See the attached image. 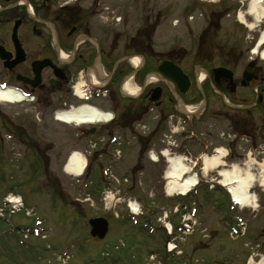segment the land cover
Here are the masks:
<instances>
[{"label": "rangeland", "instance_id": "374dc122", "mask_svg": "<svg viewBox=\"0 0 264 264\" xmlns=\"http://www.w3.org/2000/svg\"><path fill=\"white\" fill-rule=\"evenodd\" d=\"M250 1L107 0V31H110L114 42L119 32L132 31V27L135 32L138 24L145 25L149 17H158L160 24L154 36L158 51L166 53L168 45H172L175 50L178 46L186 45L192 48L193 54H197L198 49L202 48L199 53L203 54L217 47L229 49L239 46L245 52L242 62H246L253 58L252 51L264 32V19L261 23H256L247 15ZM121 18L123 23L120 24L117 21ZM126 23L129 27H125ZM200 38L202 40L199 43ZM123 39L117 40L119 48L114 53L117 55L115 57L121 56ZM257 61L261 62L258 58ZM92 104L99 108L103 106L100 105L102 102ZM53 105L55 107V102L50 107ZM5 109L7 117L3 116V119L7 125L15 126L17 132L26 134L29 139L28 144H19L18 139L15 142L5 140L0 145L1 152L10 151L13 161H24L25 153L28 159L25 160V170L21 169L23 162L15 165L16 160L14 163L0 161V171L4 172V180L0 179V206L2 197L9 199L10 195L21 196L25 206L27 205L25 209L33 210L36 216L39 215L44 220L46 238L26 240V245H31L32 248L25 251L18 240L23 239L20 230L32 228L35 224L36 217L32 212H28V217L26 210H22L12 218L11 225L0 220V235L10 232L12 228L18 229L12 237L0 238V252L6 253L0 264H20L23 257L26 264H61L58 255L63 251H69L70 260H66L67 264L69 261L70 264H165L164 261L166 264H264V186H261L264 156L257 154L259 150L253 153L251 160H243L238 156L243 154L244 148H248L249 142L246 140L249 136L259 144L257 133L247 134L244 140L238 142V150L242 151H237L233 159L223 158L218 169L209 170L208 176L203 179L200 177L199 195L192 196V201L176 200L167 197L169 180L166 175L170 165L161 152L165 153V150L176 146L174 132L178 131L180 125L170 120L171 114L164 118L150 114L139 121L138 115L131 113L130 116L135 120L133 126L136 128V132L132 133L124 126L129 124L123 120L126 115L123 106L118 111L119 119L107 126V130L121 133L120 143L124 145L119 148L123 153L120 155L122 161L113 167L109 178L111 185H106L93 197L85 189L81 190V183L64 172L70 157L82 151L89 160L84 182L95 185L104 181L101 177L105 172H102L101 167L110 164L108 157L98 161L93 154H88L92 151L88 141H78V136L83 137L87 130L61 125L55 121L49 107L41 115L37 114L39 110L29 109L23 104ZM131 110L139 109L133 106ZM179 110L183 112L184 109L181 107ZM179 110L177 113H181ZM258 125L257 123L254 127L257 129ZM207 127L214 130L207 137L213 147H227V138H223V132L228 131L226 126L215 123L210 126L208 124ZM207 129L202 126V131L207 132ZM216 132L219 133L215 134ZM5 133L6 131L0 130V137L5 136ZM203 139L206 140L205 137ZM21 146H28L31 151L27 152L28 148L21 151ZM194 146L199 145L195 143ZM183 150H187L186 147ZM188 152L189 150L186 153ZM152 154L156 158L153 159ZM253 159L257 160L256 163ZM34 161L41 167L38 174L28 167ZM233 165L239 168L243 176L250 173L255 178L256 182L250 191L257 208L239 210L232 207L228 191L218 185L223 180L220 173L232 171ZM45 182L54 191L55 188L58 190L57 196L48 194V191H53L51 187L47 190L48 195L37 193L36 188ZM27 191H31V195L26 196ZM128 201L136 203L143 213L157 211L153 218L147 215L145 220H140V224H146L148 220L158 227L161 225L159 219L162 220L163 216H167L168 221L174 225H183L185 220L190 219L188 215L185 217L183 207L197 209L195 218L191 219L193 229L182 241L180 257H165L164 261H160L161 255L151 256L152 252L163 249L160 247L164 244H161V240L167 239L168 234L162 228L159 232L149 234L147 229L129 222ZM95 218H104L110 222V232L104 241L90 237L89 221ZM235 218L242 219L246 224L244 233L237 237L231 235L227 225L230 222L231 227L235 226ZM115 259L119 262H115Z\"/></svg>", "mask_w": 264, "mask_h": 264}, {"label": "flooded vegetation", "instance_id": "af4514ba", "mask_svg": "<svg viewBox=\"0 0 264 264\" xmlns=\"http://www.w3.org/2000/svg\"><path fill=\"white\" fill-rule=\"evenodd\" d=\"M19 1L0 0L1 82L33 95L39 104L46 107L57 100V103L72 102L71 86L84 74L88 80L94 78L102 82L106 91V104L107 83L112 87L111 101L114 109L117 112L124 106L125 118L130 117L131 113L137 115L141 111L147 112L152 105L150 100L157 93L161 98L159 113L164 117L169 110L176 109V94L179 96L176 87H172L158 71L161 61L166 59L181 67L191 78V86L180 98L183 105L194 106L196 115L192 117L193 122L198 119V124L205 129L208 124L221 123L226 126L227 132L233 134L258 133L260 144H264V135H259L264 134V64L242 62L245 52L239 46L229 49L217 47L203 54L199 53L202 48L198 49L197 54H193L191 47L184 53L168 47L166 53H161L153 45V36L159 26L158 17H149L145 25L138 24L135 32L132 27L134 33L131 30L119 32L113 42L110 31H107L105 0H86L87 2L71 4L53 0H36L23 4ZM16 22L20 23L18 39L26 55L23 62L17 61L12 41ZM127 24H124L125 27H129ZM122 37V56L115 57L117 55L114 53L119 48L117 40ZM201 40L202 38L199 43ZM135 55L142 58V67L135 80L143 86L147 76L153 74L156 81L155 84L146 85L138 98L128 99L125 104H120L116 98L117 93L114 92H118V85L131 74L127 61ZM120 59L126 61L112 73L113 66ZM44 60L53 61L61 72L56 76L53 69L46 68L38 82L33 75V63ZM216 69H225L230 73L215 74ZM202 74H205L203 79ZM133 106H137L139 110H131ZM5 111L0 106V122L3 127L7 126L3 119V116L7 117ZM257 123L259 125L256 129L254 125ZM207 130L200 135L210 142L207 137L214 130ZM217 133L219 132L215 134ZM252 142L255 147V139ZM235 150L234 142L230 144V151L233 153ZM243 152L238 156L246 160L248 149Z\"/></svg>", "mask_w": 264, "mask_h": 264}, {"label": "bare ground", "instance_id": "6f19581e", "mask_svg": "<svg viewBox=\"0 0 264 264\" xmlns=\"http://www.w3.org/2000/svg\"><path fill=\"white\" fill-rule=\"evenodd\" d=\"M218 1V0H214ZM244 2L250 0H243ZM215 2V3H216ZM264 0H251L249 3V8L247 15L251 16L256 23H261V20L264 19ZM241 21L244 23V18L241 16ZM264 45V32L261 34L258 47ZM256 48L254 53H258ZM262 58L264 59V51L262 53ZM137 63V61H135ZM128 92L133 93V88L127 86ZM22 98L14 92L11 91H0V102L1 103H14L21 102ZM107 114H103L96 109L90 108L89 106L81 108L80 111L63 113L58 115V120L66 125H71L73 123L77 125L91 124L96 122H102L107 119L109 120ZM219 155L213 156L212 159L206 158L205 166L206 171L214 170L216 167L222 164L221 159L225 156V151L219 150ZM171 166L168 173L169 184L167 185V193L171 196L174 192L185 194L190 187L197 184L195 178H186L184 175L189 172V168L186 165V162L183 159H170ZM85 161L80 154L75 153L69 159L68 164L66 165L65 172L71 176H79L85 169ZM220 167V166H219ZM223 180L220 184L228 188L229 193L231 194L233 201L240 203L245 206L247 209L257 208L255 205V198L251 194V188L256 182L255 178L250 174L242 175L238 167H234L232 171H222L220 173ZM261 186H264V178L261 179ZM264 263V259H263Z\"/></svg>", "mask_w": 264, "mask_h": 264}, {"label": "water", "instance_id": "95a60500", "mask_svg": "<svg viewBox=\"0 0 264 264\" xmlns=\"http://www.w3.org/2000/svg\"><path fill=\"white\" fill-rule=\"evenodd\" d=\"M163 68V67H162ZM162 72L171 80L179 84V80L183 79L182 75L178 73L174 68H167L162 69ZM91 226L93 227V230L91 232L93 237H99L100 239L105 238L107 232H108V224L104 220H92L90 222Z\"/></svg>", "mask_w": 264, "mask_h": 264}]
</instances>
